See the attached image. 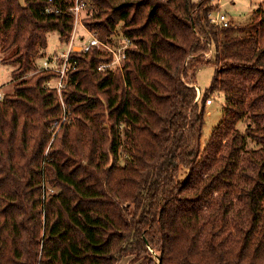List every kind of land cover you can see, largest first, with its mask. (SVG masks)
<instances>
[{
  "label": "trees",
  "instance_id": "16d2710c",
  "mask_svg": "<svg viewBox=\"0 0 264 264\" xmlns=\"http://www.w3.org/2000/svg\"><path fill=\"white\" fill-rule=\"evenodd\" d=\"M89 1L96 10L82 25L115 45L121 24L133 45L115 70L98 69L112 54L94 46L69 55L70 121L54 137L61 103L44 87L54 72L0 101V264H116L126 254L152 264L146 241L161 264H264V148L244 151L234 128L247 118L246 136L264 141V8L236 28L210 22L219 0ZM46 5L0 0L1 63L17 65L14 78L37 69L47 33L71 37V14ZM204 65L214 75L196 100L185 79ZM216 95L223 117L202 148ZM240 153L251 169L237 181Z\"/></svg>",
  "mask_w": 264,
  "mask_h": 264
},
{
  "label": "rangeland",
  "instance_id": "374dc122",
  "mask_svg": "<svg viewBox=\"0 0 264 264\" xmlns=\"http://www.w3.org/2000/svg\"><path fill=\"white\" fill-rule=\"evenodd\" d=\"M216 2L218 3V0L214 1V3ZM257 7L264 8V0H219V10L211 11L209 14L211 16H214L216 12L223 13L228 18L229 23L235 25L236 28H242L246 26V24L250 21V19L252 18V12ZM87 10L88 11L86 13V17L93 15L96 10L95 5L94 8L90 7ZM120 29H121V24L117 26L116 34L113 36V38H114V42L116 43L120 42L123 44L124 40H122L123 36H121ZM77 30H78V34L79 33L85 34L84 40H87L89 38V35L83 31V28L80 26V24H78ZM46 36H47V48L39 50L38 53L39 55L34 60L36 68L40 64V57L42 56L44 57L45 55L52 53L54 50H56V48L62 47L61 44H63L60 43L59 35L55 31L47 33ZM4 56L5 54L0 53V88L5 94L9 95L13 93V88L15 84H17L21 80H30L33 75L37 74L38 69L29 71L20 78H14L12 76V71H14L17 68V65L2 64L1 60ZM204 57L206 59H209L210 57H212V53H206L204 54ZM191 72L192 71L188 72L189 74L188 78H186L185 80L191 82L190 85H193L195 87L197 95L200 94L201 91L203 93L210 86L212 77L214 75V67L211 65H204L197 69L195 75ZM182 80L185 82L184 79ZM209 98L211 99V104L207 105L206 107L203 135L201 139L202 148L205 147L207 141L209 140L212 130L219 124L220 120L222 119L223 117L222 112L225 105L224 97L222 96L216 95V96H210ZM248 123L249 122L247 118H244L236 122L234 126L235 130H237L239 133L238 141L244 146V151H254L258 148H264V141H255L249 138L248 136H246L245 129ZM242 154L243 153H240L237 156V162L235 165L234 177L237 178V181H242L238 177V172L241 169H245L248 171L251 169V166L243 160ZM119 155H120L119 162L123 164V159L126 158H124L125 153L122 149L119 150ZM56 192L57 189H51V188L50 190L47 189V193L53 194Z\"/></svg>",
  "mask_w": 264,
  "mask_h": 264
},
{
  "label": "built area",
  "instance_id": "2783aa9c",
  "mask_svg": "<svg viewBox=\"0 0 264 264\" xmlns=\"http://www.w3.org/2000/svg\"><path fill=\"white\" fill-rule=\"evenodd\" d=\"M90 7L94 8V5L87 0H73L69 6H66L63 0H47V5L42 11L44 14L56 15L69 12L73 19V28L69 41L61 44L62 47L56 48L52 53L40 57V64L37 66L38 72L51 71L56 74L44 83L45 88L56 90L62 109L61 117L55 120L50 126L52 137L56 135L63 123L70 121V112L61 97V90L68 81V72L75 67V64L69 61V55L74 52H87L94 46L102 52L112 54V60L110 62L100 63L98 69L101 71L115 70L117 68H122L126 57V49L133 45L126 37L122 38V40H124L123 44L119 42L115 45H111L102 42L93 33L89 32L82 25V19L86 16L87 9ZM209 20L216 27H226L229 24L226 15L220 12H216L214 16L209 15ZM78 24H80L83 31L89 35L87 40H84L85 34H78ZM4 96L5 93L0 88V101L3 100ZM199 97L200 94L197 95L196 100H198ZM206 104H211L210 98L206 101Z\"/></svg>",
  "mask_w": 264,
  "mask_h": 264
},
{
  "label": "water",
  "instance_id": "95a60500",
  "mask_svg": "<svg viewBox=\"0 0 264 264\" xmlns=\"http://www.w3.org/2000/svg\"><path fill=\"white\" fill-rule=\"evenodd\" d=\"M146 245L148 248V257L152 261V264H161L162 261V250H156L152 248L149 243L146 241ZM135 254H126L122 255L120 260L116 264H130L131 260L134 259ZM143 258L136 260L132 264H140Z\"/></svg>",
  "mask_w": 264,
  "mask_h": 264
},
{
  "label": "flooded vegetation",
  "instance_id": "af4514ba",
  "mask_svg": "<svg viewBox=\"0 0 264 264\" xmlns=\"http://www.w3.org/2000/svg\"><path fill=\"white\" fill-rule=\"evenodd\" d=\"M130 264H132V262H130ZM141 264H143V263H141Z\"/></svg>",
  "mask_w": 264,
  "mask_h": 264
}]
</instances>
